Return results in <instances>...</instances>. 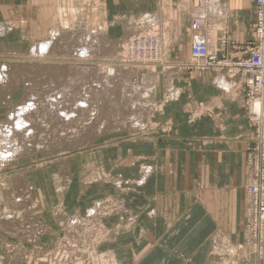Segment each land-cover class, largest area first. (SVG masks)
<instances>
[{"label": "rangeland", "instance_id": "1", "mask_svg": "<svg viewBox=\"0 0 264 264\" xmlns=\"http://www.w3.org/2000/svg\"><path fill=\"white\" fill-rule=\"evenodd\" d=\"M95 1L96 3H93L94 6L91 7L90 5L92 3V0H57L54 3L53 8L54 19H56L58 16V8L62 9L65 16L63 17L62 15L61 19L57 18L53 22L54 28L51 30V32L55 35L53 36L52 34L51 36V33L49 32L47 38L45 37L40 41H34L33 44H24L23 47L17 50V52H15L16 54L12 56L11 60L13 62L10 61L11 65H9V67L4 66L5 70L4 68H2V70H4L2 72L6 73H3V77L5 76L4 78H6L7 80L0 78V86L2 87L1 82L2 84L7 83V86L4 84L5 86H3L2 88L0 87V100H4V103H0V131H7H5V133L3 134L4 136L0 132V135L2 136H0V144H4V147L7 148V150L8 148L10 150L13 148V146H15L14 149L16 150L7 151L3 146V150L0 149V262H2V259L4 257H7L11 253L15 252V248L17 247V249L21 251V255L26 264L28 262L29 264H110L108 258L104 254V250L101 249L100 246L103 243L107 242L110 234L121 233L125 230L132 229L135 226V222L134 220H132L133 216H129V219L121 218L122 215H126L127 213H124L126 209L122 198L116 194H107L104 196L93 198L90 203H86L83 208H80L76 205L75 202V205H72V193L75 191V189H77L75 187L76 185H79V183H81L82 185H84V183H110L112 184L114 190L122 193L123 191L125 192L126 189L128 191L132 190L129 186L131 183V179L123 176H114L113 174H110L108 172L103 173L98 166L97 168H95V172L92 173V175L85 174V176H81L80 178L77 177L78 179L76 178L72 180V177L70 175V159L74 160V158H77L81 162L82 166L83 163H85L87 160L93 159L97 153L100 152L103 155L104 152L102 151L103 149H105V147H117L120 146V142L122 143L129 140L132 141V139L138 138H147L157 128L164 129V131H172L173 123L171 120L169 121L168 118L164 119V117L168 115V112L167 110H163V108L166 102L181 100L180 92L172 90L173 82H171L173 78L172 76H175V74H178V72L180 71H194L197 73L210 71L213 74H225L230 79L242 77L245 80V74L240 73V71L233 73L232 70L234 68L228 66L227 63H222V65L216 67L219 69L213 70H203L198 67L195 68V64L194 62H192L194 61V59L190 55V41L193 33L192 24L194 22L192 20V17L190 18V16L188 19V22L190 24V26H188V28H190V41L188 51L189 55L187 57L185 56L186 58L184 59H178L177 39L175 41L171 40L175 49L172 48V45L167 49V44L170 41L169 39H171V33L174 32L175 36V29H170L166 25L174 24L175 22H173L174 20L172 19V17L170 19L172 20L171 22L168 18L161 19L162 9H164L163 6L164 4H166L165 0L163 1V6L159 15L146 14L124 19L121 17H110L108 21L113 25L110 26L109 31L105 30V24H101V21L104 18V16H102L103 10H100V7L97 6L99 5L97 4L98 0ZM167 1L169 2V7L171 8L168 10L171 11L170 14L172 16L173 14H175L174 3H172L170 0ZM222 4L223 3L221 2L219 6L221 7ZM198 5L199 3H197L193 7L191 6L190 12L194 10L193 8H195L196 10V6ZM254 5L256 10L255 0ZM95 8L96 10H94ZM97 8L99 9L97 10ZM88 10L91 13L95 14L93 18L92 16L87 18V13L89 12ZM255 10L254 16L256 20ZM96 12H99L98 16ZM182 18L183 20H185L184 15L182 16ZM57 22H61L62 24L59 26ZM98 23L102 26L99 27ZM132 24L133 26L131 28ZM129 28L132 29V31L129 30ZM201 28L203 29V26ZM255 29L256 25H254L253 28V35L255 34ZM206 30L207 28L205 29V32ZM101 35L103 40L107 41L105 42L106 44L104 42H101ZM80 37H83L81 38V40L83 39V42L80 40ZM207 38L208 45L210 47L209 49L214 51H218L222 47V43H224L225 45L227 42H229L225 38H221L219 43L215 44L209 41L211 38L210 34L207 35ZM98 39L101 40L97 41ZM43 40L49 41L48 45L50 48L48 47V49L43 50L40 49L44 48L41 45ZM91 42L94 46L92 48H90V46H92ZM247 42H245L244 44H246ZM137 43L140 44L137 46ZM228 45H230L231 49L232 47H234L237 48L235 49V51L241 52L239 47L242 45H236L232 42ZM32 47H35L36 51L35 53L30 54V50ZM98 47L100 49L98 52H96ZM171 51H173L175 53L174 56L177 55V57L172 56ZM225 51L227 50L225 49ZM227 53L231 56L229 51H227ZM16 56H18L19 59L16 58ZM89 64H91V66ZM30 65L32 66L33 70ZM38 65L40 67H38ZM68 65H71V68L74 65V70L76 72H78L79 70L81 73L78 72L79 74H75L76 72L74 70L70 68L68 69ZM108 65L110 68L108 67ZM15 66L17 67V69L15 68L16 70L14 69ZM63 66H65L67 69ZM102 66L105 67L101 69ZM114 66L117 68H114ZM57 67H60L59 70H57ZM89 67L92 68L89 69ZM98 67V72L100 74L97 72ZM93 68L96 70H94ZM61 69H63V71ZM84 69H87V71H85ZM104 69L106 72L108 70L111 71L112 74H110V72L106 73L105 71L103 73ZM111 69H113V71ZM69 70L70 73L68 72ZM71 70L72 72L74 71V73H71ZM83 70L85 71L84 73ZM88 70L89 74L90 72L92 73L90 74V76L93 75L94 77L93 73H96L95 78L100 81H98L97 79H92L93 82H89L90 76L89 74H86L88 73ZM114 70H117L118 73H114ZM60 71L63 73H61ZM101 71L104 75L101 74ZM119 71L124 73L123 77H120L122 75ZM19 72L21 75L19 74ZM56 72H58L59 74ZM52 73H55L56 75L58 74L57 77L61 75V77H59V79L57 77H53V75H56ZM64 73L68 74L63 77ZM80 74L81 76L84 75L81 78L85 77L88 80V84L86 83V79H83L84 81L82 82L80 81ZM106 74L107 76H105ZM108 74H110V77H118L117 79H115L116 81L121 78V83H114L116 81L113 79V82L111 79H109L110 77ZM133 74L134 77H131ZM19 75L21 77H19ZM67 75H71L69 77V83L67 81ZM75 75L77 77L79 76L78 79L77 77H75ZM101 75H103V78L101 77ZM98 76H100L106 82L110 83H106ZM52 77L56 78V80H53ZM72 77H74V79ZM124 77L125 79L128 78L127 82L124 80ZM130 77L132 78V80L130 79ZM13 78L14 80L18 78L17 83L16 81L14 82ZM61 78L62 81H67L65 83H68L71 86V89H69L70 86H68V91H66V88L64 87H66L68 84L65 85L64 82V87L61 86L62 81H59L61 80ZM71 79H73V82L75 80L73 84L76 83V86H73L72 83V85L70 84V82H72ZM41 80H43V82ZM46 80L48 82L52 81V84L51 82L50 84L47 82L48 85H45ZM23 81L26 82L24 83ZM29 81H31L33 84H29ZM54 81L55 83L56 81L60 82L59 86L61 87H58L57 90L55 88L57 84L53 83ZM122 81H125V83H123ZM9 82L10 84H8ZM27 82H29L28 85H33L30 86V88L33 87V90L31 89L33 92H31V90L27 91V89H29V86H27ZM35 82H39L42 85L37 83L39 86H36ZM94 82L96 86L94 85L95 87H92V90L91 88L90 90H83L86 85L89 86V83L94 84ZM128 82L130 83V85L131 82L135 83V85H132L137 87H133L132 93L130 90L132 86H128L126 84ZM139 82L142 84L140 85ZM83 83L84 85L86 84L85 87H82ZM101 83L106 85L102 89L101 87L104 85H102ZM24 84H26V86H24ZM43 84L45 86V89ZM80 84L82 85L80 86ZM110 84L112 85L109 87ZM137 84L139 85L137 86ZM163 84L165 85L164 89H162ZM40 86L42 87L41 89L39 88ZM49 86L54 88H51V92L47 93L46 90L50 89ZM79 86L82 88H80ZM6 87L7 89H5ZM106 87H108L107 90L104 89ZM61 88L64 91H62ZM34 89L40 90H38V92L35 90V92ZM52 90H60L61 93L66 92L64 93V95L66 96H61L62 100H64L63 102L66 103H63L59 97H56V95L60 96L61 93L57 92L59 93L57 94L55 92V94ZM82 90L83 92H81ZM101 90L103 91L100 92ZM134 90L137 92L134 93ZM44 91L49 95H46ZM104 91H106L105 94L109 92V96H103V94H99V92L103 93ZM245 91L246 80L245 88L240 99V105L242 110H244L247 125H249L250 129L248 135V140H250V142L245 150L249 174L245 184L246 203L243 212V238L236 243L228 242L227 245L225 244V248L221 251L216 248L213 249V251L218 253L219 257H221L222 255L223 260L225 261L224 263H221L220 261L222 260L217 259V264H264V222L261 219L263 228H261L260 225L256 226L255 218H261V216L257 215V217H255L254 215L249 214L250 207H248L249 195L255 198V195L257 194L256 191L253 192L252 190H250V188L252 187V185L256 187L257 184L251 181V163L252 159H254V157L256 156L255 154L257 153L256 147L258 144V139L256 137L255 127L251 125V123H249V118L247 117ZM40 92H42V94ZM30 93H32L33 95ZM34 93H38L37 95L39 99L35 97L37 95H34ZM39 95H45L46 97H42V99H44L45 101L50 100V102H53L54 99V104H50L49 101L45 102L44 100V103H41V97H39ZM27 96H31V101L30 99H28L29 97L27 98ZM68 96L70 98H68ZM83 96V99H85V103L82 99ZM50 97H52L53 99L51 100ZM71 97H73L74 99ZM104 97H107V100ZM56 98H59L62 104H67V106H62L60 102L57 103L55 101L57 100ZM99 98H104V100H106L107 102H103V99L101 101ZM59 99L57 101H59ZM26 100L29 101L26 102ZM79 100L80 104L81 102L84 105L86 104V107L83 108V110L81 109L82 107L78 108V106L80 105ZM35 101H39L40 103H37ZM101 102L106 104H103V106ZM28 103H33V105ZM27 104L29 108L26 107ZM39 104L41 105L38 106ZM19 105L25 108H21V110V106ZM53 105H56L57 107H64V110L61 107V111L58 107L59 109H55V113L58 110L60 111V113H58L57 111L58 114H61L63 112L65 115L68 113L69 116L68 114L66 116L61 114L65 117L63 118V116H60L57 113L55 115L53 110H51L56 107H54ZM68 105L71 109V114L69 112L70 109L68 108ZM43 106L48 108V111L51 110L49 111V114H47L48 112ZM40 107H43L44 110ZM49 107H51V109H49ZM34 108H37V110H35ZM26 109L28 111L32 109L33 111L30 110L32 114L29 111L30 114L28 115V111H26ZM80 110H82V113ZM17 111L21 113L24 111V113L22 114H25V112L27 114H21V116L24 117H20V121L25 122L26 126L20 129H18L14 124L15 122H17L14 117L16 115L14 113H16ZM74 111H76L77 113ZM83 111L85 112L83 113ZM52 112L54 113L53 116L56 117H53L52 114H50ZM72 112L74 113L72 114ZM45 113L47 115H45ZM189 113L190 115L192 114V112ZM7 115H10L11 117ZM31 115L34 118H32ZM49 115L51 116L50 119L53 117V120L48 119ZM57 115L60 118H58ZM27 116H30L28 122H26L28 118ZM9 117L11 118V120L8 119ZM66 117H68V119H66ZM30 118L32 119V122ZM54 118H58V120H55ZM69 118H71L72 120H69ZM13 119H15L14 123ZM33 119L37 120L36 123L38 124H36ZM46 119L48 120V122L45 121ZM9 120L11 121V123H13L14 131L10 129L12 125ZM78 120H80L79 122H81V126ZM81 120L85 122L83 123V121ZM7 122L9 124H6ZM30 122L31 124H29ZM74 122L75 129L72 128ZM33 123L35 124L33 125ZM39 123L41 124V126H39ZM28 124L29 130L30 128L33 129H31V131L27 130L24 134L21 129H28ZM77 124L79 126H77ZM33 126L36 128H34ZM38 126L40 128H38ZM49 126H51L52 128ZM55 126L60 128H57ZM8 130L12 132V138L11 135L8 137V135L6 134L9 133ZM32 131L33 134L29 135L28 133H32ZM22 133L26 137L20 136L22 135ZM34 133H37L38 135L36 136V134ZM38 136L40 137L39 139L41 142H38ZM16 137L17 139H15ZM9 138L11 139L8 140ZM33 138L37 140L36 142H38L39 144L36 143ZM11 140H19L20 142L17 141V144L16 142H14L15 145L14 143L13 145H11ZM7 141H10L11 144L9 145L10 142L6 144ZM25 144H27V146ZM17 145H20L21 148L23 146L25 149H20V146H18V148ZM9 146L12 148H10ZM5 151L7 152V154H2V152L5 153ZM11 151L14 153H12ZM11 154L13 155L11 156ZM141 168L142 169H140V172L147 177L149 175V172L151 171L150 167L142 166ZM141 181L144 180L142 179ZM63 194L66 199L61 204L58 195L62 197ZM67 196H69V198H67ZM71 206L72 208L75 207L74 211L70 209ZM113 217L119 218V222L111 224L110 218ZM49 225H51V230H49ZM47 230H49L48 233H46ZM9 235H16V237L11 238Z\"/></svg>", "mask_w": 264, "mask_h": 264}, {"label": "crops", "instance_id": "2", "mask_svg": "<svg viewBox=\"0 0 264 264\" xmlns=\"http://www.w3.org/2000/svg\"><path fill=\"white\" fill-rule=\"evenodd\" d=\"M56 1L0 0V69L11 65L12 56L24 44L40 41L52 33L53 22L65 16L61 8H56L58 16L54 19ZM163 1L98 0L97 6L103 10L101 24L109 31L113 25L108 21L110 17L159 15ZM170 1L175 14L171 16L169 2L165 0L161 19L172 17L175 22L166 26L175 29V36L172 32L169 37L177 39L178 59L189 55V16L204 8L211 11L207 14L213 22L209 41L217 44L225 38L229 42L223 47L232 56L241 52L231 49L229 43L242 45L254 36V0ZM93 3L96 1L92 0L91 7ZM197 3L196 10L190 12ZM94 15L89 11L87 18ZM171 40L167 49L171 45L174 48ZM172 77V90L179 91L181 97L164 104L163 110L168 112L164 119L172 121V131L157 128L147 138L105 147L103 155L97 153L82 166L77 158L70 159L72 180L92 175L98 166L103 173L131 179L132 190L122 193L110 183H79L77 189L73 188V206L76 203L83 208L93 198L116 194L122 198L127 213L121 218L133 216L132 229L110 234L100 246L110 264H217V259L224 263L222 255L221 259L213 249L221 251L228 242L243 238L245 184L249 174L245 150L250 142L249 125L240 105L245 80L210 71H180ZM142 166L150 167L147 177L140 172ZM58 197L61 204L66 199L64 194ZM70 209L74 211L75 207ZM110 219L111 224L119 222L117 217ZM0 264L26 262L16 247Z\"/></svg>", "mask_w": 264, "mask_h": 264}, {"label": "bare ground", "instance_id": "3", "mask_svg": "<svg viewBox=\"0 0 264 264\" xmlns=\"http://www.w3.org/2000/svg\"><path fill=\"white\" fill-rule=\"evenodd\" d=\"M210 1H212V0H210ZM210 3H212V2H210ZM255 3H256V2H255ZM212 4H213V3H212ZM207 5H208V4H207ZM216 8H217V7H216ZM193 9H194V8H193ZM204 10H206V9H205V8H204L203 10L201 9L200 11L196 12L195 14L193 13V14L191 15L192 20H193L195 23H198V24L200 25V30H201V33H202L201 37H202V38L197 37V36H195L196 38H193V37L191 36V37L193 38V40H192V38H191V41H190V52H191V50H192V46H194V47H195V46H201V47L203 48V51H205L204 54L207 53V52L210 50V49H209L210 47H209V45H208V38H207V35L211 34V31H212L211 29H213V22H212V20L208 19V14H209L211 11L208 12V11H204ZM255 11H256V10H255ZM194 12H195V11H194ZM225 12H226V11H225ZM207 13H208V14H207ZM213 14H214V13H213ZM214 15H216V14H214ZM193 21H192V22H193ZM170 22H171V21H170ZM194 22H193V24H194ZM214 22H215V21H214ZM216 22H217V21H216ZM145 24H146V23H145ZM193 24H192V26H193ZM257 24H258V20H257V12H256V21H255L254 25H256V27H257ZM81 26H82V25H81ZM132 26H133V24L131 25V28H132ZM202 26H203V29L201 28ZM216 26H217V25H216ZM57 27H59V26H57ZM82 27H83V26H82ZM126 27H127V26H126ZM128 27H129V26H128ZM168 27H169V26H168ZM209 27H210V29H209ZM172 28H173V27H172ZM206 28H207V30H206V32H205V29H206ZM126 29H127V28H126ZM167 29H168V28H167ZM196 29H197V28H195V30H196ZM56 30H57V29H56ZM129 30L132 31V29H130V28H129ZM255 30H256V29H255ZM124 31H125V30H124ZM102 33H103V32H102ZM127 33H128V31H127ZM129 33H130V32H129ZM204 33L206 34V36H205ZM52 34H53V33H51V36H52ZM54 35H55V34H53V36H54ZM104 35H105V34H104ZM171 35H172V33H171ZM83 37H84V36H83ZM83 37H80V40H81V38H83ZM93 37H94V36H93ZM99 37H100V36H99ZM95 38H98V37H95ZM100 38H102V35H101ZM167 38H168V37H167ZM78 39H79V38H78ZM84 39H85V38H84ZM104 39H105V38H104ZM47 40H48V39H47ZM82 40H83V39H82ZM82 40H81V41H82ZM99 40H101V39H98L97 41H99ZM102 40H103V38H102ZM102 40H101V42H104V43L107 42V41H104V40L102 41ZM170 40H171V39H170ZM77 41H79V40H77ZM77 41H76V42H77ZM82 42H83V41H82ZM87 42H88V41H87ZM202 42H203V43H202ZM249 42H250V41H249ZM249 42H247L246 44H244V45H242V46L239 47V49L241 50V55H240V56H238V55H237V56H232V55L230 56V55L227 53V51H225V49H224V47H223V46H224V43H222V47L217 51V53H218L217 60H222L223 57H226V58H228L229 61H231V62H236L237 60L248 58V57H249V53L245 50V46H246ZM46 43H47V44H46ZM48 43H49V41L43 40V42L41 43V45H42V47H44V48H40V49H41V50H43V49H48V47H49ZM51 43H52V42H51ZM85 43H86V42H85ZM93 43H94V42H93ZM31 44H33V43H31ZM79 44H80V43H79ZM86 44H87V43H86ZM105 44H106V43H105ZM87 45H88V44H87ZM91 45H92V42H91ZM126 45H127V44H126ZM101 46H102V45H101ZM101 46H100V47H101ZM78 47H80V46H78ZM81 47H83V46H81ZM88 47H89V46H88ZM92 47H94V46H93V45L90 46V48H92ZM126 47H127V46H126ZM29 48H30V47H29ZM49 48H50V47H49ZM70 48H71V47H70ZM76 48H77V46H76ZM86 48H87V47H86ZM86 48H85V49H86ZM88 49H89V48H88ZM95 49H96V47H95ZM99 49H100V48L98 47V49L96 50V52H98ZM17 50H18V49H17ZM50 50H51V49H50ZM78 50H80V49H78ZM91 50H92V49H91ZM35 51H36L35 47H32L31 50H30V54L35 53ZM88 51H90V50H88ZM93 51H95V50H93ZM80 52H81V51H80ZM81 53H82V52H81ZM102 53H103V51H102ZM213 53H215V52H213ZM26 54H27V53H26ZM46 54H47V53H46ZM86 54H88V53H86ZM80 55H81V54H80ZM190 55H191V57L196 58V57H194V55L192 56V52H191ZM197 56H201V55H198V54H197ZM255 57H256V58H259V55L256 54ZM46 60H47V59H46ZM195 62H196V61H195ZM195 62H194V63H195ZM4 64H7V63H4ZM53 64H54V63H53ZM117 64H118V63H117ZM14 65H15V64H14ZM58 65H60V64H58ZM89 65L91 66V64H89ZM96 65H97V64H96ZM211 65H212V63H207V64L202 63V64H200V65H198V66L195 65V67L201 68V69H203V70H204V69H205V70H208V69H219V68L213 67V66H211ZM3 66H4V65H3ZM3 66H2V67H3ZM6 66H7V65H6ZM30 66H31V65H30ZM30 66H29V67H30ZM36 66H37V65H36ZM55 66H57V65H55ZM69 66H70V67H69ZM92 66H93V65H92ZM99 66H100V65H99ZM34 67H35V66H34ZM38 67H40V66L38 65ZM63 67L66 68L65 66H63ZM73 67H74V65H73ZM73 67L71 68V65H68V69L70 68V69L74 70L75 68H73ZM75 67H76V66H75ZM104 67H105V66H104ZM104 67L102 66L101 69H103ZM108 67H109V65H108ZM111 67H112V65H111ZM3 68H4V70H5V67H3ZM15 68L17 69L16 66L14 67V69H15ZM31 68H32V66H31ZM31 68H30V69H31ZM57 68H58L57 70H59L60 67H57ZM64 68H63V69H64ZM83 68H88V67H83ZM90 68H92V67H89V69H90ZM96 68H97V67H96ZM109 68H110V67H109ZM109 68H108V69H109ZM114 68H117V67L114 66ZM232 68H234V69L232 70L233 73L238 72L237 69H235V67H232ZM16 69H15V70H16ZM18 69H19V68H18ZM49 69H50V68H49ZM63 69H61V70L63 71ZM66 69H67V68H66ZM78 69H79V68H78ZM81 69H82V68H81ZM93 69H94V68H93ZM93 69H92V70H93ZM0 70H1V71H0V78H3V79L5 80V79H6V78H4L5 76L3 77V73H4V72H2V71H4V70H2V69H0ZM15 70H14V71H15ZM32 70H33V68H32ZM53 70H54V69H53ZM53 70H52V71H53ZM57 70H55V71H57ZM72 70H71V73H74L75 70H74L73 72H72ZM76 70H77V69H76ZM84 70L87 71V69H84ZM84 70H83V73L85 72ZM94 70H96V69H94ZM109 70H110V69H109ZM109 70H108L107 72H108V73L110 72V74H112L111 71H109ZM111 70L113 71V69H111ZM117 70H119V69H117ZM117 70H116V71H117ZM14 71H13V72H14ZM64 71H65V70H64ZM81 71H82V70H81ZM98 71H99V67H98L97 72H98ZM104 71H105V69L103 70V73H104ZM114 71H115V70H114ZM116 71H115L114 73H118V71H117V72H116ZM122 71H123V70H122ZM129 71H130V70H129ZM6 72H7V71H6ZM60 72H61V71H60ZM66 72H67V71H66ZM68 72L70 73V70H69ZM75 72H76V71H75ZM78 72L81 73L79 70H78ZM78 72H76L75 74H79ZM94 72H96V71H94ZM105 72H106V71H105ZM107 72H106V73H107ZM119 72H120V71H119ZM124 72H125V71H124ZM166 72H168V71H166ZM21 73H22V72H21ZM56 73H58V72H56ZM61 73H63V72H61ZM61 73H60V74H61ZM98 73H99V72H98ZM103 73H102V71H101V74H103ZM125 73H126V72H125ZM127 73H128V72H127ZM131 73H132V71H131ZM133 73H134V72H133ZM4 74H6V73H4ZM13 74H14V73H13ZM19 74H20V72H19ZM23 74H24V73H23ZM52 74H55V73H52ZM58 74H59V73H58ZM58 74H57V75L55 74L56 76L53 75V77H57ZM66 74H68V73H66ZM66 74L64 73V76H63V77H65ZM86 74H89V70H88V73H86ZM86 74H85V75H86ZM90 74H92V73L90 72ZM90 74H89V76H90ZM93 74H94V77H93V75L90 76V77H89V78H90L89 82H93L92 79H94V80L97 79V78H95L96 73H93ZM99 74H100V73H99ZM110 74H108L109 77H110ZM120 74L122 75V76H120V77H123V74H124V73H123V72H120ZM128 74H129V73H128ZM128 74H125V75H128ZM14 75H15V74H14ZM20 75H21V74H20ZM20 75H19V77H21ZM62 75H63V74H62ZM97 75H98V74H97ZM103 75H104V74H103ZM103 75H101V77H102ZM118 75H119V74H118ZM1 76H2V77H1ZM11 76H12V75H11ZM67 76H68V75H67ZM70 76H71V75L68 76V80L65 79V80L68 81V83H69V81H70V78H69ZM73 76H74V74H73ZM82 76H84V75H82ZM82 76H81V74H80V77H79V76H78V77L81 78ZM105 76H107V74H106ZM105 76H104V77H105ZM130 76H131V75H130ZM6 77H7V76H6ZM53 77H52V78H53ZM59 77H61V75H59ZM59 77H57V78L59 79ZM63 77H62V78H63ZM75 77H77V76L75 75ZM78 77H77V79H78ZM87 77H88V76H87ZM91 77H92V78H91ZM98 77H100V76H98ZM101 77H100V78H101ZM120 77H119V78H120ZM126 77H127V76H126ZM131 77H134V74H133ZM131 77H130V79L132 80ZM151 77H152V76H151ZM62 78H61V80H59V81H62ZM72 78L74 79V77H72ZM102 78H103V77H102ZM102 78H101V79H102ZM107 78H108V77H107ZM107 78H106V80H107ZM117 78H118V77H116V76H115V78H114V76H112V77H110L109 79H111V80L113 81V79L115 80V79H117ZM17 79H18V78H17ZM17 79L14 80V78H13L14 82L16 81V83H17ZM31 79H33V78H31ZM47 79H48V78H47ZM63 79H64V78H63ZM73 79H71V81H72ZM75 79H76V78H75ZM77 79H76V80H77ZM83 79H86V78H85V77H84V78H81L80 81H81V82L84 81ZM6 80H7V79H6ZM44 80H45V79H44ZM48 80H49V79H48ZM53 80H56V78H53ZM86 80H87V79H86ZM91 80H92V81H91ZM97 80H98V79H97ZM102 80H103V79H102ZM102 80H101V82H102ZM119 80H120V81H119ZM119 80H118V81L115 80L116 82H114V81H113V82H114V83H117V82L121 83V78H120ZM124 80L127 82V81H128V78L125 79V77H124ZM11 81H12V80H11ZM27 81H28V80H27ZM35 81H36V80H35ZM41 81L43 82V80H41ZM57 81H58V80H57ZM57 81H56V83H55V81L53 82V83H55V84L58 85V86L56 85L57 87L55 86L56 90H57L58 87H59V88H60L61 86L64 87V86H63L64 84H65V85L68 84V83H67V84L65 83V82H67V81H62V82H61L62 85L59 86V85H60V82H57ZM98 81H100V80H98ZM103 81H105V80H103ZM108 81H109V80H108ZM125 81H122V82L125 83ZM129 81H130V80H129ZM23 82L25 83L26 81H23ZM29 82H30V83H29ZM29 82H27V86H29V89H27V91H29V90H31V89L33 90V87L30 88V86H33V85H28V83H29V84H33V83H34V80H33V83H32L31 81H29ZM47 82H48V81L46 80V81H45V85L47 84ZM50 82H51V84H52V81H50ZM50 82H48V83L50 84ZM63 82H64V84H63ZM74 82H75V80H74ZM74 82L72 81V82H70V84H71V83L73 84ZM77 82H79V81H77ZM87 82H88V80L86 81V83H87ZM105 82H106V81H105ZM105 82H104V83H105ZM221 82H222V80H221ZM3 83H4V82H3ZM21 83H22V81H21ZM35 83H36V86H39L38 84L42 85V84L39 83V82H35ZM37 83H38V84H37ZM106 83L109 84L110 82H106ZM128 83H129V82H128ZM128 83H126V84L129 86L130 83H129V84H128ZM223 83H224V82H223ZM1 84H2V82H1ZM4 84L7 86V83H4ZM8 84H10V82H9ZM12 84H13V83H12ZM14 84H15V83H14ZM72 84H71V85H72ZM75 84H76V83H75ZM75 84H73V86H76ZM77 84H79V83H77ZM87 84H88V83H87ZM90 84H91V83H89V86H91V87H89V86L86 85V84H85V85H86V87H85V85H84V83H83V86H82V87H85V88H83V90H84V89H85V90H86V89L90 90V88H91V90H92V87L94 88V87L96 86L95 82H94V84H91V85H90ZM101 84H102V83H101ZM108 84H107V85H108ZM132 84L135 85V83L131 82V85H130V86H132V88L130 89V90H131V93L133 92V91H132L133 87H135V86L132 85ZM139 84L141 85L142 83L139 82ZM139 84H137V86H138ZM224 84H225V83H224ZM5 85H4V86H5ZM47 85H48V84H47ZM81 85H82V84H80V86H81ZM92 85H93V86H92ZM94 85H95V86H94ZM102 85H104V84H102ZM111 85H112V84H110L109 87H110ZM113 85H114V84H113ZM221 85H222V83H221ZM11 86H12V85H11ZM24 86H26V84H24ZM43 86H44V84H43ZM68 86H70V85L68 84L66 87H64V88H66V91H68V90H67V89H68V88H67ZM80 86H79V87H80ZM105 86H106V85H104V86L101 87V85H100L101 89H102L103 87H105ZM116 86H117V84H116ZM2 87H3V86H2ZM34 87H35V86H34ZM82 87H80V88H82ZM87 87H89V88H87ZM98 87H99V85H98ZM139 87H140V86H139ZM141 87H142V86H141ZM222 87H223V86H222ZM35 88H36V87H35ZM37 88H38V87H37ZM39 88L41 89L42 87L40 86ZM49 88H50V89H49ZM49 88H46V89H49V90H50V91H49V90H46L47 93H48V92H51V88H52V87L49 86ZM53 88H54V87H53ZM53 88H52V89H53ZM80 88H79V89H80ZM107 88H108V87H106V88H104V89L107 90ZM135 88H137V87H135ZM135 88H134V89H135ZM142 88H143V87H142ZM5 89H7V87H6ZM40 89H38V90H40ZM44 89H45V86H44ZM44 89H43V90H44ZM61 89H62V88H61ZM69 89H71V86H70ZM2 90H3V89H2ZM32 90H31V92H33ZM35 90H36V89H34V91H35ZM38 90H36V91L38 92ZM56 90H55V91L52 90V91H54L53 93H55V92H56V93H57V92L61 93L60 90H58V91H56ZM83 90H82L81 92H83ZM85 90H84V91H85ZM135 90H136V89H135ZM135 90H134V93L137 92V91H135ZM36 91H35V92H36ZM41 91H42V90H41ZM62 91H64V90L62 89ZM102 91H103V90H101L100 92H102ZM44 92H45V91H44ZM44 92H43V93H44ZM46 92H45V94H46ZM93 92H94V91H93ZM100 92H99V94H103V96H109V95H108L109 92H107V94H105L106 91H104L103 93H100ZM40 93L42 94V92H40ZM56 93H55V94H56ZM59 93H57V94H59ZM64 93H66V92L61 93L60 96L56 95V97H59V98L62 100V97H61V96H62V95H63V96H66V95H64ZM67 93H69V92H67ZM127 93H128V91H127ZM129 93H130V92H129ZM7 94H8V93H7ZM30 94H32V93H30ZM37 94H38V93H37ZM37 94L34 93V95H37ZM50 94H51V93H50ZM55 94H54V95H55ZM71 94H72V93H71ZM77 94H78V92H77ZM87 94H88V92H87ZM99 94H98V95H99ZM109 94H110V93H109ZM32 95H33V94H32ZM32 95H31V96H32ZM46 95H49V94H46ZM51 95H52V94H51ZM95 95H96V94H95ZM5 96H6V95H5ZM31 96H27V98L29 97L28 99H30ZM52 96H53V95H52ZM6 97H7V96H6ZM35 97H37V99H39V98H38V95L35 96ZM39 97H41L40 102L42 103L43 100H44V99H42V97L44 98V97H46V96H45V95H44V96H40V95H39ZM94 97H95V96H94ZM99 97H100V96H99ZM47 98H48V96H47ZM50 98H51V100L53 99L52 97H50ZM54 98H55V97H54ZM59 98H58V99H59ZM68 98H70V97L68 96ZM71 98H73V97H71ZM83 98H84V96L82 97V99H83ZM85 98H86V97H85ZM95 98H96V97H95ZM104 98L106 99L107 97H104ZM104 98H102V99H103V102H104V101L107 102V101H106L107 99L104 100ZM32 99H34V98H32ZM56 99H57V98H56ZM58 99H57V100H58ZM60 99H59V101H57V100H55V101H56L57 103L60 102V104H62V102H63L64 100H62V102H61ZM73 99H74V98H73ZM99 99H100V98H99ZM102 99H100V100L102 101ZM80 100H81V98H80ZM80 100H79V104H80ZM83 100H84L83 102L85 103V99H83ZM21 101H22V99H21ZM23 101H24V100H23ZM27 101H29V100H26V102H27ZM30 101H31V99H30ZM44 101H45V100H44ZM47 101L50 102V100H46L45 102H47ZM35 102L40 103L39 101H35ZM103 102H101L102 105H103V104H106V103H103ZM253 102H254V104H255V108H254L253 110L256 111V113H259V112L263 111L262 108L264 109V102H263V106H262V100H261V99L253 100ZM20 103H21V102H20ZM22 103H24V102H22ZM37 103H36V104H37ZM43 103H44V102H43ZM57 103H56V105H57ZM63 103H66V102H63ZM89 103H90V102H89ZM28 104H32V105H33V103H28ZM28 104H27V106H26L27 108H29V107H28ZM50 104H54V99H53V102H50ZM254 104L252 105V107H254ZM22 105H23V104H22ZM40 105H41V104H39L38 106H40ZM43 105H44V104H43ZM56 105H53V106L55 107ZM69 105H70V103H69ZM69 105H68V108H69ZM80 105H81V106H80ZM80 105L78 106V104H77L78 108H79V107H82V108H81L82 110H83V108L86 107V106H85L86 104L84 105L82 102H81ZM102 105H101V106H102ZM19 106H21V105H19ZM19 106H18V108H19ZM23 106H24V105H23ZM23 106H21L20 109H21V108H22V109L25 108V107H23ZM45 106H46V105H45ZM45 106H43V107L46 108ZM51 106H52V105H51ZM62 106H67V104H66V105H63V104H62ZM62 106H61V107H62ZM103 106H104V105H103ZM32 107H33V106H32ZM35 107H36V106H35ZM43 107H42V108L40 107V108L44 110ZM47 107H48V105H47ZM58 107H59L60 109H59ZM58 107L56 106L54 109H51V107H49V109L53 110V112L55 111V109H59V110L61 111V109L63 108V110H64V107H62V108H61L60 106H58ZM74 107H75V106H74ZM37 108H38V107H37ZM37 108H36V109L34 108V109L37 110ZM22 109H21V110H22ZM69 109H70V108H69ZM76 109H77V108H76ZM131 109H132V108H131ZM30 110L33 111L32 109H30ZM30 110H29V111H30ZM45 110H47V112H48L47 114H49V111H51V110L48 111V108H46ZM65 110H67V109H65ZM77 110H78V109H77ZM82 110H80L81 113H82ZM87 110H88V109H87ZM91 110H93V109H91ZM91 110H90V112H91ZM19 111H20V110H19ZM26 111H28V110L26 109ZM29 111H28V115L30 114ZM31 111H30V112H31ZM57 111H58V110H57ZM57 111H56V113H57ZM60 111H58V113H60ZM72 111H73V108H72ZM129 111H131V110H129ZM53 112L50 113V114H52V116H53V114L55 113V112H54V113H53ZM65 112H66V111H65ZM69 112H70V114H71V109H70ZM74 112H76V111H74ZM74 112H72V114H73ZM84 112H85V111H83V113H84ZM106 112H107V111H106ZM133 112H134V111H133ZM22 113H24V111H23ZM22 113H21V112H18V111H17L16 113H14V114H16L14 117H15V119H16L17 122L14 123L15 119H13V123L17 126L18 129L23 128V127L26 126V123H25V122L20 121V117H22V116H21ZM33 113H34V112H33ZM56 113H55V115H56ZM58 113H57V114H58ZM76 113H77V112H76ZM76 113H75V114H76ZM81 113H80V114H81ZM88 113H89V111H88ZM31 114H32V112H31ZM34 114H35V113H34ZM40 114H41V113H40ZM43 114H44V112H43ZM43 114H42V115H43ZM47 114L45 113V115H47ZM61 114H63L64 116H66L68 113L65 115V114L62 112ZM61 114H58V115L63 116V115H61ZM10 115H11V114H10ZM10 115H7V116H10ZM12 115H13V114H12ZM22 115H27V114H26V112H25V114H22ZM58 115H57V117L60 118ZM77 115H78V114H77ZM82 115H83V114H82ZM86 115H87V114H86ZM86 115H85V116H86ZM95 115H96V114H95ZM247 115L249 116V111H247ZM33 116H34V115H33ZM43 116H44V115H43ZM64 116H63V118H65ZM68 116H69V114H68ZM75 116H76V115H75ZM88 116H89V115H88ZM248 116H247V117H248ZM10 117H11V116H10ZM10 117H9L8 119L11 120ZM23 117H24V116H23ZM23 117H22V118H23ZM27 117H28V118H27V121H26V122L29 121L28 119H29L30 116H27ZM31 117H32V115H31ZM46 117H47V116H46ZM50 117H51V116L49 115L48 119H49V120H53L52 118H53V117H56V116H53L51 119H50ZM73 117H74V116H73ZM86 117H87V116H86ZM140 117H141V116H140ZM149 117H150V116H149ZM22 118H21V119H22ZM32 118H34V117H32ZM58 118H56V119L58 120ZM91 118H92V117H91ZM24 119H26V118H24ZM24 119H23V120H24ZM30 119H31V118H30ZM36 119H37V118H36ZM54 119H55V118H54ZM56 119H55V120H56ZM66 119H68V117H66ZM70 119H71V118H69V120H70ZM88 119H89V117H88ZM10 120H9V122L11 123ZM33 120H34L35 123H36L37 120H35V119H33ZM71 120H72V119H71ZM24 121H25V120H24ZM45 121L48 122L47 119H46ZM76 121H77V120H76ZM79 121H80V120H78V122H79ZM81 121H83V120H81ZM87 121H88V120H87ZM0 122H1V121H0ZM5 122H6V121H5ZM31 122H32V119H31ZM31 122H30L29 124H31ZM42 122H43V121H42ZM84 122H85V121H83V123H84ZM13 123H11L12 127H11L10 129L14 131ZM35 123H33V125H34ZM61 123H62V122H61ZM94 123H95V122H94ZM0 124H1V123H0ZM6 124H9V123L7 122ZM29 124L27 125L28 129H23V130L21 129V131H23L24 134H25V132H26L27 130H29ZM36 124H38V123H36ZM43 124H46V123H43ZM79 124H80V126H81V122H79ZM85 124H86V123H85ZM2 125H3V124H2ZM2 125H1V126H2ZM72 125H73V124H72ZM39 126H41L40 123H39ZM39 126H38V128H40ZM53 126H54V125H53ZM69 126H71V125H69ZM73 126H74V127H73ZM73 126H72V128L75 129V122H74V125H73ZM77 126H79V125L77 124ZM7 127H8V126H7ZM9 127H10V125H9ZM9 127H8V128H9ZM33 127H34V126H33ZM49 127H51V126H49ZM55 127H57V126H55ZM65 127H66V126H65ZM34 128H36V127H34ZM43 128H45V127H43ZM51 128H52V127H51ZM53 128H54V127H53ZM57 128H60V127H57ZM61 128H62V127H61ZM78 128H79V127H78ZM86 128H87V127H86ZM88 128H89V127H88ZM5 129H6V128H5ZM5 129H4V130H5ZM31 129H33V128H30L29 131H31ZM34 130H35V129H34ZM72 130H73V129H72ZM5 131H7V130H5ZM5 131H2V130H1L0 132H1V134L3 135V134L5 133ZM16 131H17V130H16ZM73 131H74V130H73ZM8 132H9V133H6V134H7L8 137H9V136L11 135L12 132H10L9 130H8ZM17 132H18V131H17ZM19 132H20V131H19ZM13 133H14V132H13ZM20 134H21V133H20ZM28 134H29V135H30V134L32 135V134H33V131H32V133L30 132V133H28ZM34 134H36V136L38 135L37 133H34ZM39 134H40V133H39ZM44 134H45V133H44ZM46 134H47V133H46ZM18 135H19V134H18ZM26 135H27V134H26ZM0 136H1V135H0ZM3 136H4V135H3ZM13 136H14V135H13ZM20 136H24V137H26L25 135H23V133H22V135H20ZM39 136H40V135H39ZM39 136H38V139L40 138ZM44 136H45V135H44ZM76 136H77V135H76ZM1 137H2V136H1ZM1 137H0V139H1ZM24 137H23V138H24ZM53 137H55V136H53ZM83 137H84V136H83ZM4 138H5V137H4ZM11 138H12V135H11ZM11 138H9L8 140H10ZM34 138H35V137H34ZM34 138H33V139H34ZM73 138H74V136H73ZM78 138H79V137H78ZM15 139H17V137H16ZM15 139H14V140H15ZM19 139H20V138H19ZM2 140H5V139H2ZM6 140H7V139H6ZM12 140H13V139H12ZM12 140H11L12 144H11L10 141H7L6 144H7L8 142H10L9 145H10V144L13 145L14 142H16V144H17V141L20 142L19 140H17V141H12ZM24 140H25V139H24ZM52 140H53V139H52ZM73 140H74V139H73ZM31 141H32V140H31ZM34 141L36 142L37 140L34 139ZM39 141H40V139L38 140V142H39ZM50 141H51V140H50ZM54 141H55V139H54ZM54 141H53V142H54ZM23 142H25V141H23ZM23 142H22V143H23ZM28 142H29V141H28ZM32 142H33V141H32ZM38 142H36V143H38ZM40 142H41V141H40ZM0 143H1V142H0ZM51 143H52V142H51ZM51 143H50V144H51ZM58 143H59V142H58ZM19 144H20V143H19ZM38 144H39V143H38ZM42 144H43V143H42ZM0 145H1V148H0V149L3 150L4 144H3V145L0 144ZM14 145H15V143H14ZM20 145H21V144H20ZM20 145H17V147L20 146ZM25 145L27 146V144H25ZM2 146H3V147H2ZM5 146H6V145H5ZM26 146H25V147H26ZM51 146H52V145H51ZM9 147H10V146H9ZM17 147H16V148H17ZM10 148H12V147H10ZM14 148H15V146H13V148L10 149V150H12V151L16 150V149H14ZM18 148H19V147H18ZM18 148H17V149H18ZM22 148H24V147L22 146ZM22 148H21V146H20V149H22ZM33 148H34V147H33ZM4 149L7 150V148H5V147H4ZM24 149H25V148H24ZM35 149H36V147H35ZM8 150H9V148H8ZM8 150H7V151H8ZM10 150H9V151H10ZM30 150H31V149H30ZM30 150H29V151H30ZM0 151H1V150H0ZM12 151H11V152H12ZM18 151H19V150H18ZM27 151H28V150H27ZM12 153H14V152H12ZM15 153H16V152H15ZM0 154H1V152H0ZM2 154L5 155V154H7V152H6V151H5V153L2 152ZM12 155H13V154H11V156H12ZM0 156H1V155H0ZM16 159H17V158H16ZM2 160H3V159H2ZM0 161H1V160H0ZM5 163H6V162H5ZM263 215H264V214H263Z\"/></svg>", "mask_w": 264, "mask_h": 264}, {"label": "built area", "instance_id": "4", "mask_svg": "<svg viewBox=\"0 0 264 264\" xmlns=\"http://www.w3.org/2000/svg\"><path fill=\"white\" fill-rule=\"evenodd\" d=\"M255 2L258 24L254 37L245 46V50L249 53L248 58L231 62L228 58L223 57L222 61H219L217 60V51L210 49L204 54L205 51H203L201 46H192L191 52L192 56L194 55V57H196L193 58L194 61H192H196L194 63L196 66L202 63H212V66L219 67L222 63H227L228 66L235 67L237 71L246 75V110L249 111V116H247L249 118V123L255 127L256 137L258 139L256 147L257 153L251 163V181L257 184L256 187L252 185L250 188L253 192L256 191L257 194L255 198L249 195L248 207H250L249 214L255 217H257V215L261 216V218H255V223L256 226L260 225V227L263 228L261 219L264 222V109L262 108L263 111L256 113V111L253 110L255 108L253 100L261 99L262 103L264 102V0H255ZM195 28L197 29L195 30ZM192 31L193 38H196L195 36L202 38L200 25L198 23L193 24ZM139 44L140 43H137V46ZM197 54L201 56H197ZM256 54L259 55V58L255 57ZM253 104L254 107H252Z\"/></svg>", "mask_w": 264, "mask_h": 264}]
</instances>
